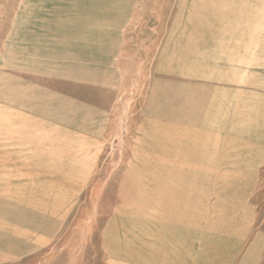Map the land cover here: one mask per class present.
<instances>
[{
  "label": "rangeland",
  "instance_id": "374dc122",
  "mask_svg": "<svg viewBox=\"0 0 264 264\" xmlns=\"http://www.w3.org/2000/svg\"><path fill=\"white\" fill-rule=\"evenodd\" d=\"M0 264H264V0H0Z\"/></svg>",
  "mask_w": 264,
  "mask_h": 264
}]
</instances>
